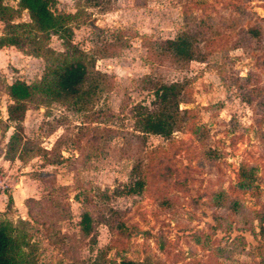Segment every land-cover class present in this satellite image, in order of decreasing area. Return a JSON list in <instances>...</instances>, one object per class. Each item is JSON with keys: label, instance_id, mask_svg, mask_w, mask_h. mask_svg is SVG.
I'll return each mask as SVG.
<instances>
[{"label": "rangeland", "instance_id": "374dc122", "mask_svg": "<svg viewBox=\"0 0 264 264\" xmlns=\"http://www.w3.org/2000/svg\"><path fill=\"white\" fill-rule=\"evenodd\" d=\"M3 2L17 10L14 23L29 21L17 0ZM52 8L79 12L73 42L94 55L100 85L84 105L29 103L23 150L6 160L7 86L39 79L46 61L24 46L0 48V219L25 234L29 264H264V0H54ZM253 26L256 36L245 32ZM182 30L198 32L194 60L157 45ZM47 45L63 50L55 34ZM155 80L183 84L182 123L168 137L134 129L131 107L151 103L146 84ZM137 178L142 188L127 192ZM85 211L89 235L80 231Z\"/></svg>", "mask_w": 264, "mask_h": 264}, {"label": "trees", "instance_id": "16d2710c", "mask_svg": "<svg viewBox=\"0 0 264 264\" xmlns=\"http://www.w3.org/2000/svg\"><path fill=\"white\" fill-rule=\"evenodd\" d=\"M86 4L96 5L98 0H83ZM54 0H17L19 10H26L28 22H13L16 9L0 0V21L4 22V30L0 36V48L7 45L24 46L29 53L43 56L46 61L42 76L27 83L15 79L7 86L9 102L6 105L7 119L13 122L14 131L10 135L4 152V159L13 160L20 156L23 150L22 121L28 104L39 99L42 102H73L87 104L97 94L100 82L94 70L95 57L79 48L73 42L72 22L79 12L62 13L53 10ZM200 20V23H204ZM247 34L256 36L258 27H249ZM55 34L61 41L63 50L55 52L48 47L47 41ZM197 34L182 30L174 38H166L157 42L158 47L176 60L191 61L196 56ZM243 81L245 78H240ZM183 84L180 82H164L155 80L146 84V89L152 95L151 106L142 102L131 107L134 129L141 135H159L168 137L177 130L181 123L179 110L180 96ZM248 102V101H247ZM137 169L133 166L132 170ZM254 168L246 178H250ZM134 184L137 188H129L127 192H135L143 186L142 178H137ZM11 196L7 195L8 202ZM21 221V220H20ZM22 225L23 221H21ZM80 231L89 235L94 230L93 219L85 211L79 221ZM28 245L25 234L10 220L0 219V264H29L23 248ZM91 264H162L159 261H136L131 258H121L117 262L106 259L93 261Z\"/></svg>", "mask_w": 264, "mask_h": 264}, {"label": "crops", "instance_id": "0c3cea01", "mask_svg": "<svg viewBox=\"0 0 264 264\" xmlns=\"http://www.w3.org/2000/svg\"><path fill=\"white\" fill-rule=\"evenodd\" d=\"M0 159H2V157H0ZM0 197H2V199H3V201L1 202V198H0V211H3V208L5 207L4 201L6 199V196L3 192H1ZM15 205L17 206V204H15Z\"/></svg>", "mask_w": 264, "mask_h": 264}]
</instances>
